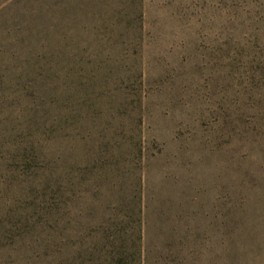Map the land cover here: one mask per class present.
I'll return each instance as SVG.
<instances>
[{
    "label": "rangeland",
    "instance_id": "1",
    "mask_svg": "<svg viewBox=\"0 0 264 264\" xmlns=\"http://www.w3.org/2000/svg\"><path fill=\"white\" fill-rule=\"evenodd\" d=\"M113 235L264 264V0H0V264Z\"/></svg>",
    "mask_w": 264,
    "mask_h": 264
},
{
    "label": "trees",
    "instance_id": "2",
    "mask_svg": "<svg viewBox=\"0 0 264 264\" xmlns=\"http://www.w3.org/2000/svg\"><path fill=\"white\" fill-rule=\"evenodd\" d=\"M138 240L139 236L133 240V244L136 246V250L127 254L126 249L123 248V246L128 243L127 238L125 236L121 237L113 235L112 241L109 240V242L110 244H112V246H115L114 244L119 243V247L117 248L115 246L111 251H104L103 247L102 249H100L101 251H91V253H89L92 262L91 264H144V257L142 255L143 251L141 247H138V245L140 244Z\"/></svg>",
    "mask_w": 264,
    "mask_h": 264
}]
</instances>
